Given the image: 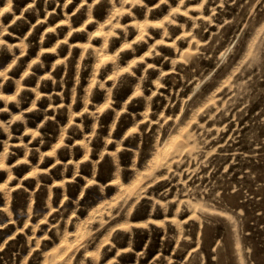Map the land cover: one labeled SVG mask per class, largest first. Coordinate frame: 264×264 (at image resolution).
Listing matches in <instances>:
<instances>
[{"label":"rangeland","instance_id":"rangeland-1","mask_svg":"<svg viewBox=\"0 0 264 264\" xmlns=\"http://www.w3.org/2000/svg\"><path fill=\"white\" fill-rule=\"evenodd\" d=\"M0 264H264V0H0Z\"/></svg>","mask_w":264,"mask_h":264},{"label":"bare ground","instance_id":"bare-ground-1","mask_svg":"<svg viewBox=\"0 0 264 264\" xmlns=\"http://www.w3.org/2000/svg\"><path fill=\"white\" fill-rule=\"evenodd\" d=\"M226 54V53H225ZM214 72V70L211 72V73H213ZM210 73V74H211ZM209 78V75H208V77H206L205 79H203L200 83H199V85L196 87V89L192 92V94H196V92H198L200 89H201V87L207 82L206 80ZM201 86V87H200ZM200 88V89H199Z\"/></svg>","mask_w":264,"mask_h":264}]
</instances>
